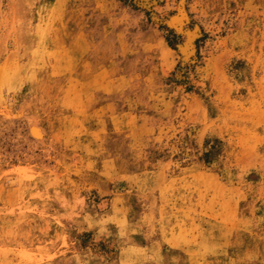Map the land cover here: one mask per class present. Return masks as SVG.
<instances>
[{"label":"rangeland","instance_id":"obj_1","mask_svg":"<svg viewBox=\"0 0 264 264\" xmlns=\"http://www.w3.org/2000/svg\"><path fill=\"white\" fill-rule=\"evenodd\" d=\"M0 264H264V0H0Z\"/></svg>","mask_w":264,"mask_h":264},{"label":"bare ground","instance_id":"obj_2","mask_svg":"<svg viewBox=\"0 0 264 264\" xmlns=\"http://www.w3.org/2000/svg\"><path fill=\"white\" fill-rule=\"evenodd\" d=\"M186 20H187V19H186ZM178 29H179V28H178ZM179 30H180V29H179ZM187 33H188V32H187ZM188 35H189V34H188ZM193 37H194V36H193ZM190 38H191V37H190ZM189 44H190V43H189ZM192 47H193V46H192ZM191 51H192V50H191ZM184 52H185V51H184ZM188 52H189V51H188ZM190 55H191V54H190ZM33 132H35V133H39L38 135H37V134H36V135H37V136H40V131L38 130V132H37V131H36V128H35V131H34V130L32 131V133H33ZM35 133H33L34 136H35Z\"/></svg>","mask_w":264,"mask_h":264}]
</instances>
